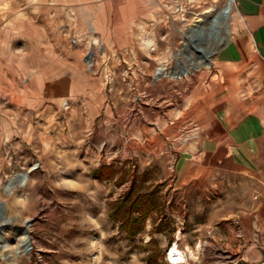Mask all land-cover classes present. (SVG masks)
<instances>
[{"label":"rangeland","instance_id":"obj_1","mask_svg":"<svg viewBox=\"0 0 264 264\" xmlns=\"http://www.w3.org/2000/svg\"><path fill=\"white\" fill-rule=\"evenodd\" d=\"M226 2L0 0V264H147L156 248L157 264H240L223 237L232 214L258 201V180L233 172L193 187L172 175L187 97L230 36L235 10L212 22ZM194 25L203 56L186 45ZM179 66L190 71L176 77ZM103 165L114 178L91 175ZM133 176L160 207L130 240L108 214ZM174 245L180 263L167 259Z\"/></svg>","mask_w":264,"mask_h":264},{"label":"crops","instance_id":"obj_2","mask_svg":"<svg viewBox=\"0 0 264 264\" xmlns=\"http://www.w3.org/2000/svg\"><path fill=\"white\" fill-rule=\"evenodd\" d=\"M234 7L230 36L215 53L212 74L187 97L183 110L190 117L172 175L193 187L210 175L229 178L233 172L258 180V201L232 214L229 237H223L240 264H255L264 256V0H234ZM222 10L213 18H222ZM204 60L211 62V53Z\"/></svg>","mask_w":264,"mask_h":264},{"label":"trees","instance_id":"obj_3","mask_svg":"<svg viewBox=\"0 0 264 264\" xmlns=\"http://www.w3.org/2000/svg\"><path fill=\"white\" fill-rule=\"evenodd\" d=\"M91 175L99 181L112 179L115 171L112 167L103 165L93 169ZM117 182L122 184L123 180L119 179ZM140 187V183H137L133 176L129 180L127 189L111 203L108 214L109 218L117 223L118 229L123 231L130 240L135 239L144 230L145 221L160 207L155 192L143 190ZM165 227L166 223L160 219L154 225L153 233H161ZM148 242L157 245V240L154 237H150ZM157 254L160 255L157 248L155 251L151 250L144 261L147 264H157Z\"/></svg>","mask_w":264,"mask_h":264},{"label":"water","instance_id":"obj_4","mask_svg":"<svg viewBox=\"0 0 264 264\" xmlns=\"http://www.w3.org/2000/svg\"><path fill=\"white\" fill-rule=\"evenodd\" d=\"M226 14H227V8L224 10L223 12V15L222 16V20H225L226 18ZM217 19H213V23H216ZM197 40H200L199 38V26L198 25H194L192 28H190V32L186 34V45H187V42L189 41L190 43L193 44L192 48L193 49H196L197 51V55L198 56H203L204 54V50H202V48L200 46H198V44L196 43ZM184 66H179V70H176L175 71V76L178 77V76H182V72L184 71ZM160 74V70L158 69L157 72H156V76H158ZM23 175H26V173H19L18 177H22ZM11 187H16V184L15 182L13 183H8L7 186H6V192L8 193L9 192V189ZM2 208H1V205H0V212H1ZM0 219H1V224H0V232L2 231V229H4V227H6L8 225V219H4L2 218L1 214H0ZM25 224L28 225V222L27 220L25 221ZM21 233L23 236H25V241L27 243L28 241V238H27V235H26V229H20Z\"/></svg>","mask_w":264,"mask_h":264},{"label":"bare ground","instance_id":"obj_5","mask_svg":"<svg viewBox=\"0 0 264 264\" xmlns=\"http://www.w3.org/2000/svg\"><path fill=\"white\" fill-rule=\"evenodd\" d=\"M227 8V14H226V17H228L229 15H231L232 12H234V0H227L226 2V5L225 7L223 8V12L224 10ZM224 16V15H223ZM219 20H222V18H220ZM218 21V20H216ZM213 22V21H212ZM210 65V62H207V61H201L198 65L194 66V69H197L199 67H209ZM160 70V74L159 75H166L167 73L164 72L163 68L159 67L158 68ZM185 71H183L184 73L183 74H186L190 71V68H185L184 69ZM26 179H27V174L26 175H23L22 177H17L16 181H15V184L17 182V186L18 187H22L24 186L25 182H26ZM24 241V240H22ZM22 245H24V242L22 243ZM167 259L171 262V263H180L183 261L184 257H183V253L181 251H179L176 246H172L167 254Z\"/></svg>","mask_w":264,"mask_h":264}]
</instances>
